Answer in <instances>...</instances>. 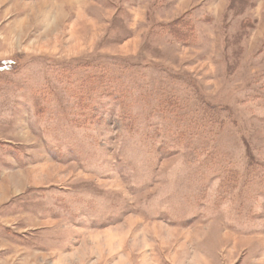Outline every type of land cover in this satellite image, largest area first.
<instances>
[{
    "label": "rangeland",
    "instance_id": "obj_1",
    "mask_svg": "<svg viewBox=\"0 0 264 264\" xmlns=\"http://www.w3.org/2000/svg\"><path fill=\"white\" fill-rule=\"evenodd\" d=\"M0 264H264V0H0Z\"/></svg>",
    "mask_w": 264,
    "mask_h": 264
},
{
    "label": "trees",
    "instance_id": "obj_2",
    "mask_svg": "<svg viewBox=\"0 0 264 264\" xmlns=\"http://www.w3.org/2000/svg\"><path fill=\"white\" fill-rule=\"evenodd\" d=\"M178 26H179V27H182V25H181L180 23L178 24ZM178 26H177V27H178Z\"/></svg>",
    "mask_w": 264,
    "mask_h": 264
}]
</instances>
